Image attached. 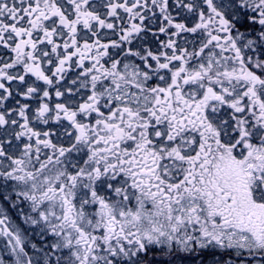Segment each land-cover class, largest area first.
Masks as SVG:
<instances>
[{
    "label": "snow or ice",
    "instance_id": "obj_1",
    "mask_svg": "<svg viewBox=\"0 0 264 264\" xmlns=\"http://www.w3.org/2000/svg\"><path fill=\"white\" fill-rule=\"evenodd\" d=\"M0 264H264V0H0Z\"/></svg>",
    "mask_w": 264,
    "mask_h": 264
}]
</instances>
